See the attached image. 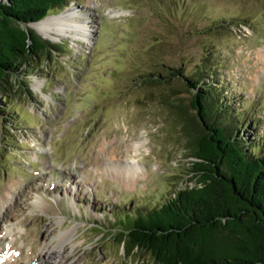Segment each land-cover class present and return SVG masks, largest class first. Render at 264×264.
<instances>
[{
    "label": "rangeland",
    "instance_id": "1",
    "mask_svg": "<svg viewBox=\"0 0 264 264\" xmlns=\"http://www.w3.org/2000/svg\"><path fill=\"white\" fill-rule=\"evenodd\" d=\"M70 7L92 40L51 39L60 51L34 62L31 93L0 95V255L155 264L126 254L122 220L195 182L184 132L141 77L179 69L171 83L189 102V74L203 72L238 135L264 151V0H70L52 13ZM132 158L141 166L132 183L103 168Z\"/></svg>",
    "mask_w": 264,
    "mask_h": 264
},
{
    "label": "trees",
    "instance_id": "2",
    "mask_svg": "<svg viewBox=\"0 0 264 264\" xmlns=\"http://www.w3.org/2000/svg\"><path fill=\"white\" fill-rule=\"evenodd\" d=\"M69 1L0 0V95L31 93L34 62L60 51V43L32 23ZM179 74L149 72L140 81L161 90V104L184 132L195 183L177 188L159 207L123 219L115 237L126 254L147 252L155 264H264V151L238 135L232 112L220 105L203 72L189 74L187 91L196 89L189 102L171 83Z\"/></svg>",
    "mask_w": 264,
    "mask_h": 264
},
{
    "label": "bare ground",
    "instance_id": "3",
    "mask_svg": "<svg viewBox=\"0 0 264 264\" xmlns=\"http://www.w3.org/2000/svg\"><path fill=\"white\" fill-rule=\"evenodd\" d=\"M119 14H121L120 11L116 13V15ZM88 21V19L80 20L75 9L73 7H70L65 11H61L59 13L50 15L42 20H39L35 23H32V26L36 28L39 33H41L44 37L49 39H57L65 35H72L76 39L85 40L86 42H89V40H92L93 28H91L92 25ZM103 168L104 170H106L109 176L118 178L124 181L125 183H132L133 181H136L140 176L139 174L141 170V166L138 161H135V158L126 160L125 162L109 160L105 162ZM7 194L9 195L10 191H7ZM2 239L0 240V249L3 250L4 241ZM56 258V252L51 251L50 249H43L40 255H38V257L36 258L35 263L55 264ZM14 259L16 258L5 259L2 263L11 264ZM18 259L19 258L17 257V260Z\"/></svg>",
    "mask_w": 264,
    "mask_h": 264
}]
</instances>
